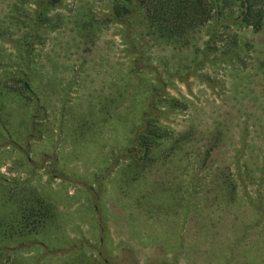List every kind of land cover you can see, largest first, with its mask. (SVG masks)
<instances>
[{
    "label": "rangeland",
    "instance_id": "rangeland-1",
    "mask_svg": "<svg viewBox=\"0 0 264 264\" xmlns=\"http://www.w3.org/2000/svg\"><path fill=\"white\" fill-rule=\"evenodd\" d=\"M117 2L62 0L45 11L51 19L34 41L37 0H0V74L33 73L45 104L33 116L36 101L6 95L0 203L4 187L21 197L32 188L57 212L39 233L3 243L10 260L264 264V25L214 21L199 33L198 50L155 45L137 24L130 31L108 19ZM92 18L103 23L92 38L72 22ZM133 45L153 47L141 58ZM155 100L171 141L145 168L126 152ZM34 120L38 137L27 144ZM214 132L223 138L210 152ZM245 163L254 177L233 197L226 180H238Z\"/></svg>",
    "mask_w": 264,
    "mask_h": 264
},
{
    "label": "trees",
    "instance_id": "trees-1",
    "mask_svg": "<svg viewBox=\"0 0 264 264\" xmlns=\"http://www.w3.org/2000/svg\"><path fill=\"white\" fill-rule=\"evenodd\" d=\"M37 2L38 7L34 21L37 28L34 32V41L37 40L40 34L39 29L42 24L47 25L51 19L47 17L45 11L47 12L50 8L55 9L62 0H37ZM111 14L108 19H114L127 25L130 31L133 29V24H137L140 28L139 33L143 37L152 40L155 45L166 43L179 48L193 47L198 50L197 41L201 39L199 33L214 21L215 23H222V26L226 29H229L232 25L259 31L264 25V0H118L112 8ZM106 18L104 17L105 20L102 19L103 23L107 22ZM58 20L62 22L61 19L58 18ZM102 21H97L94 18L79 21L85 25H81L78 21L77 24L75 21L72 22L80 31L84 32L86 29V36L92 38L93 34L99 33V27L103 24ZM97 26L98 29H96ZM212 39L214 37L211 34L209 39L203 40L204 56L213 51L214 47L209 45ZM152 47L149 46L148 50L145 51L144 47L132 46L135 50L133 53L139 54L141 58H144L147 51ZM142 72L143 69L138 68L136 65H132L130 69V73L141 75ZM25 76L21 79H15V77H4L0 74V114L5 108L6 95L15 92H17L15 95L19 94L17 96L22 99L25 98L30 103L33 102L34 104V101H36L33 116H37L40 111L45 112V104L40 101L39 93L34 88V85L37 84V78L34 80L35 75L33 76V73L32 77ZM160 114L158 101H151L148 109L143 114L144 126L132 138L130 147L126 152L127 158L131 156L145 168L149 167L155 158L159 159L161 153L157 152L158 148H162L163 144L170 140L169 131L162 128L163 126L159 123ZM0 124L3 128H6L3 125L2 115L0 116ZM34 126H36L35 120L31 121L30 131L25 137L27 144L38 137L34 133ZM222 138L223 136L217 135L215 132L212 133L209 138L210 143H212V147L209 149L210 152L221 143ZM6 145L18 146L16 141L15 143L8 141ZM167 154L169 153H165V156ZM143 167L135 169L140 170ZM237 170L240 171L238 180H233L231 177L226 180V187L233 197L240 184L244 187L247 183L246 175H249L251 179L254 177L246 163L240 164ZM4 184L5 182L0 180V188ZM11 187L13 186L4 187V195L2 194L1 198L5 197L6 200H2L0 207L18 209H15L12 212L13 214L0 213L1 244L10 239L25 237L31 233H39L45 227H48L57 216L56 208L44 198L35 195L32 188H29V190L26 188L29 193L28 196L22 195L21 197L23 192L18 194V192L12 191ZM7 191L9 197L6 196ZM21 208L26 209L25 212ZM8 247L7 244H3V247L0 248V264H16V261L10 260ZM42 247L47 248L45 244H42ZM48 253L52 254V252Z\"/></svg>",
    "mask_w": 264,
    "mask_h": 264
}]
</instances>
